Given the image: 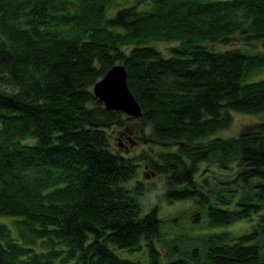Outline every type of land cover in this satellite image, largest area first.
Instances as JSON below:
<instances>
[{
    "label": "trees",
    "instance_id": "1",
    "mask_svg": "<svg viewBox=\"0 0 264 264\" xmlns=\"http://www.w3.org/2000/svg\"><path fill=\"white\" fill-rule=\"evenodd\" d=\"M239 39L263 50L213 46ZM115 63L140 117L93 94ZM261 70L264 0H0V264H264V121L213 136L264 110ZM128 121L170 149L114 151ZM177 201L212 230L163 232Z\"/></svg>",
    "mask_w": 264,
    "mask_h": 264
},
{
    "label": "rangeland",
    "instance_id": "2",
    "mask_svg": "<svg viewBox=\"0 0 264 264\" xmlns=\"http://www.w3.org/2000/svg\"><path fill=\"white\" fill-rule=\"evenodd\" d=\"M133 0H129V3H132ZM114 8L112 10V13L115 12ZM111 13V14H112ZM160 46H165L166 43H158ZM240 48L246 50V51H251V52H258L260 50H263L262 48V44L261 42H253L251 44H244L243 42H241V40H234L232 43H230L229 45H224V44H215L213 45L214 47L219 49H227L229 47H234V46H239ZM262 77L264 78V70H261L260 72H258L257 74L253 75V78L251 77L250 80H257V79H262ZM123 114V113H122ZM231 114L233 116V122L231 124L230 127L228 128H222L220 131H218L217 133H215L213 136H220V137H229V136H233L238 134L239 132H241L243 130V128H246L248 126H251L253 124H255V122H263L264 121V110L261 112H257V113H241V112H237V111H231ZM126 115V114H124ZM127 116V115H126ZM128 131H132V139L138 140L137 142H131L127 139V137L129 136V132ZM108 132L113 135L114 137L112 138V146H113V150H120V153L122 154H128V155H133V154H137L141 148H148L150 146H152L154 149L156 150H160V149H170L167 146H162L161 143L160 144H153L154 141L149 137L150 134L148 127L143 126L142 123H140L139 121H128L126 122V126L119 128L118 127H112L111 129L108 130ZM120 133V134H119ZM123 133V134H122ZM117 134L119 135H123L122 138H118L117 139ZM123 143V144H121ZM155 145V146H154ZM142 180H146V179H150V180H158V178L156 179H152V175L151 176H145V174L140 175ZM154 196L149 195V197L147 199L144 200V203L146 204V209L144 210H149L150 207L152 206L154 200H153ZM162 208L159 211V216L161 218H165L163 226L165 227V229L163 230V232H169V235H171V233L174 232H184L186 231V234H193L196 229L197 230H206V231H211L212 229L207 228V217L205 216L202 219V223L204 226H206L205 228H202L201 225L199 224H195L192 222V217L190 215V213H187L186 216V221H185V217H180L174 224H171L170 221L171 219L174 218L175 214L184 206V202L180 203L177 201V203H175L174 205H166V204H162L161 205ZM11 221V217L7 216H0V222H4V223H9ZM180 224H184L183 227L180 226ZM252 225V223H250V221H238L233 223V225L229 226V230L232 233H241L242 231H244L245 229L247 230L250 226ZM182 229V230H180ZM177 230V231H176ZM179 230V231H178ZM162 246H164L163 243H161ZM186 247L187 248V243H180V247ZM118 254L121 256H125V251H121V250H117ZM164 252V251H163ZM145 254V255H144ZM133 256L137 259H140L141 262L139 264H148V257L146 253H134ZM133 258V257H132ZM144 258V259H143Z\"/></svg>",
    "mask_w": 264,
    "mask_h": 264
},
{
    "label": "water",
    "instance_id": "3",
    "mask_svg": "<svg viewBox=\"0 0 264 264\" xmlns=\"http://www.w3.org/2000/svg\"><path fill=\"white\" fill-rule=\"evenodd\" d=\"M126 70L122 63L110 67L104 76L94 82L93 94L101 101L107 110L126 114L128 117H140V103L128 88Z\"/></svg>",
    "mask_w": 264,
    "mask_h": 264
},
{
    "label": "flooded vegetation",
    "instance_id": "4",
    "mask_svg": "<svg viewBox=\"0 0 264 264\" xmlns=\"http://www.w3.org/2000/svg\"><path fill=\"white\" fill-rule=\"evenodd\" d=\"M129 132V136L127 137V139L129 140V141H131V142H137L138 140H135V139H132L131 137H132V131H128ZM120 134V133H119ZM119 134H117V139L119 138H122L123 137V135H119ZM123 134V133H122ZM121 144H123V143H121Z\"/></svg>",
    "mask_w": 264,
    "mask_h": 264
}]
</instances>
